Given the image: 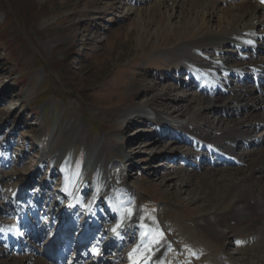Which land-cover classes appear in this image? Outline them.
Listing matches in <instances>:
<instances>
[{
	"label": "rangeland",
	"instance_id": "1",
	"mask_svg": "<svg viewBox=\"0 0 264 264\" xmlns=\"http://www.w3.org/2000/svg\"><path fill=\"white\" fill-rule=\"evenodd\" d=\"M159 1L163 0H0V227L10 221L16 225L18 217L43 216V219L33 223L40 233L31 242L24 236L21 242L1 243L0 231V248L4 255L14 257L11 264H19L20 261L31 264L34 257L46 256L44 250H49L54 235L60 233L62 217L57 219L55 214L46 216L43 201L37 202L34 193L45 186L48 192H56L54 199L59 205L62 194L55 187L63 182L66 174L52 160L53 149L64 146L66 159L62 162L68 160L71 169L74 165L73 180L76 182L80 174L83 175L78 187L84 186L79 196V209L84 216L78 214L79 209L71 213L75 226L79 217L85 218L91 210L95 202L93 199H100L106 205V193L111 190L108 188L104 192L108 187L107 181L116 171L122 173L126 169V184L133 188L140 200L134 207L137 216L142 223L147 219L153 222L160 232L159 240L161 238L165 242L160 224L192 234L185 236L182 243L172 241L167 244V250L162 251V259L168 258L172 264L250 263L244 251L247 242H253L248 234L252 232L248 225L230 222L232 233H238V236L231 237V233L225 238L208 241L204 236L205 230L197 223L198 214L202 212L201 206L197 205L204 204V201L193 204L185 191L187 188L198 191V178L214 180L219 172L220 156H226V153L216 154L218 150L212 152V147L209 152L215 153L216 157L199 154L206 143L198 137H188L183 131L174 134L172 127L156 120L152 123L144 116L136 118L132 115L134 118L131 116L127 123L113 116V110L117 108H129L136 102L151 100L149 111L152 112V108L161 114L176 113L179 118H185L193 109L200 107V102L192 101L188 94L208 98L217 95L222 97L217 102L221 105L222 99L229 94L224 88L237 84L249 88L264 86V77L258 81L235 78L221 86V80L217 78L229 70L228 67L217 71L204 83H191L199 74L189 72L198 68H193V63L188 60H181L180 55H175L168 48L170 45L163 49L157 47L161 41L162 18H168L171 13L169 21L176 24L179 16V9L174 6L173 0L167 2L168 7L174 6L173 10L161 7L157 14L155 9ZM228 4L233 5V2ZM218 16L221 19L222 13L218 12ZM256 19L262 20L263 15L259 13ZM214 25L215 22H212ZM251 44L259 46L255 41ZM233 49H238V46ZM212 52L202 53L210 58ZM220 54L226 55L224 51ZM253 55L255 58L264 56L263 47L260 46L258 53L253 52ZM221 62L224 65L228 63L225 60ZM251 75L253 78L255 74ZM218 90L220 95L215 94ZM185 95L188 97L184 98ZM182 105L188 107L187 111H179ZM174 106L179 109H174ZM234 109L231 107L223 112L217 107L210 108L204 112L203 119L217 121L220 115L226 119V115L233 114ZM262 111L264 114V109ZM239 113L238 118H242L244 113L241 110ZM262 125L264 129V123ZM69 137H72L70 142L67 140ZM145 139L150 142V147L143 143ZM248 139L255 140L252 148L264 147V141L257 143L258 137H255L253 129ZM97 142L96 151H101L102 145L107 147L108 154L106 151L105 155L114 162L111 172L103 171L94 158L88 159ZM136 144L139 145L137 149L133 148ZM177 145L182 146L181 149L176 148ZM122 151H135L131 163L122 158L119 161L114 159ZM190 151L193 152L188 156ZM168 158H173L170 166L159 164V161L167 162ZM202 161L206 164L200 167ZM239 165L233 166L243 167L242 163ZM174 171L191 177L187 186L179 176L171 183L168 181ZM17 172L23 173L20 180H15ZM206 173H214V177ZM24 183L29 184V193L17 202V209L21 210L17 214L12 192ZM69 184L71 188L72 182ZM86 187L92 188L88 190ZM74 190L70 200L77 193ZM4 195L5 200L1 198ZM43 199L48 197L43 196ZM86 202H89L88 208L83 209L82 205ZM28 203L33 207L27 206ZM66 204L70 203L64 201L61 208ZM107 208L110 209L106 214L109 220H104V227L114 217L111 205ZM103 209H99L101 213ZM95 216L92 214L93 218ZM44 217L48 223L44 224ZM133 230L134 233L128 229L124 231V236L132 237L131 241L116 243L113 249L123 247L124 256L112 264H128L138 253L127 255L138 241V228ZM76 236H71L67 242L71 243L70 240ZM96 242L100 243V240L92 241ZM75 252L69 251L67 257L61 259L66 264H89L90 259H82ZM225 252L232 255V259L225 256ZM29 255L33 258H27ZM97 255L101 256V253ZM47 259L49 264H62L54 256Z\"/></svg>",
	"mask_w": 264,
	"mask_h": 264
},
{
	"label": "bare ground",
	"instance_id": "2",
	"mask_svg": "<svg viewBox=\"0 0 264 264\" xmlns=\"http://www.w3.org/2000/svg\"><path fill=\"white\" fill-rule=\"evenodd\" d=\"M168 1L170 0H163L156 3L157 7L155 10L157 14L160 12L159 9L161 7H168ZM230 1L233 2V5L228 4ZM172 2L174 6L179 9L178 22L173 24L169 21L171 13H169L168 18H162L163 28H161L160 31L161 41L157 46L159 49L166 48L167 45H170L168 48L171 49L175 55H180L179 57L181 60H188V62L193 63L191 66H193V68H198L194 72L199 74L200 82L201 79L212 78L216 75L217 71H224L226 67H228L229 70L219 76L221 79L219 84L221 86H225L227 82L233 81L235 78L238 79L239 77L242 78L243 81L248 79L254 80V78H252L253 75H251L252 73L255 74L257 81L264 77V56L259 55L258 58H255L252 51L254 49V51L256 50L258 53V48L260 46L263 47L264 50V0H173ZM174 6L172 5L168 8L173 10ZM218 12L222 13L221 19L218 16ZM259 13L263 15L262 20L256 19ZM212 22H215L214 27L212 26ZM253 41L258 43L259 46L249 47ZM219 46L222 48L219 49ZM235 46L239 48L233 49ZM211 50H213L211 53L212 58H206L207 55L203 56L202 52ZM222 51H224L227 56L224 54H220L219 56V52ZM223 60L228 63L224 65V63L221 62ZM241 60H243V62H241ZM218 79L219 78H217V80ZM217 80H215V82H217ZM224 89H228L229 94L222 99L223 104L221 105L217 104V102H219L222 97H218L217 95L208 98L204 96H193L187 93L188 96L190 95L192 101L200 102V107L193 109L185 118H179L176 116V113L173 115L161 114L152 108V112L149 111L150 109L148 108L151 107V100L144 103L136 102L129 108H117L113 110V116L118 117L121 122L126 123L131 119L132 115H135L136 118L138 116H144L147 119L155 118L156 121L172 127L174 132L179 129L180 132H186L188 137H198V140L203 141L206 145L210 144L218 148V153L216 154L221 152L226 153V155L228 154V158L223 156V161H219L220 166L219 169H217L219 172L214 180L204 177L198 178L199 180L196 181V183L198 184L199 190H195L194 192L187 188L185 191H187L188 199L191 200L193 204H198V202L202 203V200L204 201V204L197 205L202 208H200L202 212L198 214L199 218H197V223L205 230L204 236L208 241L219 240L231 234L232 226H230V222L235 221L236 223H244L251 229L252 232L248 234L251 235L254 242H247L244 247V251L246 250V254L250 258L249 264H264V147L260 146L261 148L258 149L252 148L254 147L252 142H255V140L251 141L248 139L253 129L255 131V137H258L256 140L257 143L264 141V129L262 125L264 123V114L262 111V109H264V86H252L249 88L248 86L237 84ZM215 94L220 95L221 91L218 90ZM188 96L185 95L184 98ZM216 107L218 111L223 112L226 109H231V107L233 109L235 107V109L233 114L229 116L226 115V119H223V115H220L217 116V121H205L203 119L204 112L210 108ZM173 108L176 109L177 106ZM187 108V106L182 105L181 109H177H179V111H187ZM240 110L244 113L242 118H238ZM132 118L134 117L132 116ZM71 139L72 137L67 138L68 142H70ZM143 143H145L146 147H150L149 145H151L147 139L143 140ZM232 144L234 145L230 146ZM97 146L98 142L88 155V159L94 158L99 166L102 167L103 171L107 170L111 172L114 167V162L107 157L108 151L106 145L100 147L101 151H96ZM138 147L139 145L136 144L133 148L137 149ZM175 147L181 149L180 147L182 146L177 145ZM65 148L66 146L53 149L54 159L52 162L58 167H62L64 174H66L65 179L59 185L65 187L68 195L71 189L69 184L71 164L68 160L62 162L63 159H66ZM133 148L131 150H133ZM106 151L107 154L105 155ZM192 152L193 151H190L188 156H190ZM200 153L209 157H216L215 153L209 152V149H201L199 151V154ZM135 154V151H122V153L117 154L114 159L119 161L120 158H122L131 163ZM175 159L176 158H174V160ZM177 159L179 160V158ZM172 160L173 158H168L167 162L159 161V164L162 163V166L168 167L170 163L173 162ZM217 160L218 158L216 161ZM241 163L243 167H234L235 165L240 166L239 164ZM199 164L201 167L206 163L202 161ZM226 166L230 168H226ZM126 171V169H124L122 173L119 172V170L116 171L111 179L107 181L108 187L104 192H107L108 188H111V190H109L108 194L106 193V205L102 206L104 208L103 213H101V210L96 212L97 215L95 220H109V217L106 218V214L110 212L107 205H111V210H113L114 213L113 221L111 220L106 228L103 229L101 228V223L97 225L98 223L94 220L92 227H96L97 229L90 236H95V238L99 240L101 237L107 236L111 231H114L113 238H118L120 242L126 244V242L131 241L132 237L124 236V231L128 229L132 230L134 233L133 229L138 228V241L133 245V248L127 255H133L136 251H138V253L128 264H150L151 262L154 264H172L168 261V258H161L162 251L167 250L165 246L172 241L182 243L185 236L190 237L192 234L180 231L183 229L176 231L175 228L170 226L163 227L162 224H160L163 228V234H165V242L163 241L164 239L162 240L160 238L159 240L160 232L156 230L157 228L153 222L147 219L142 223L137 216L134 207L140 203V200L133 188H129L126 184ZM151 171L154 173L156 172L154 169ZM172 174L174 175L169 177L168 180L170 183L176 176H179L182 179V183L187 186L191 178L187 176L186 173L177 174L174 171ZM22 175V172H17L15 180L17 178L20 180ZM206 175L212 177L214 173H206ZM205 186L206 188H204ZM203 188L208 190L204 191ZM86 189H89V187H86ZM28 190L29 184L24 183L16 187V190L12 193L16 196L17 201H19L23 197L22 194L26 195ZM82 190L83 187L80 185L77 189V196L72 198L70 204L63 210L62 216L66 217L67 212L80 208L79 195H81L80 193H82ZM0 196L2 195L0 194ZM43 196L48 197L49 200L53 199L51 202L49 201L50 211L48 214L55 213V208L58 206V201H54L55 195L52 192L48 194L47 188L43 186L37 194V199H43ZM1 198L4 200L6 199L5 195ZM62 199L68 198L64 195L61 197V200ZM93 200L100 208L101 200L97 198ZM80 210L81 209H79V211ZM7 211L9 214L11 213L10 210ZM57 213L59 216L60 212ZM17 220H19L18 225L10 221L4 223V226L0 228L2 229L1 243L8 244L11 240L20 238L24 235H30L29 238L31 240L39 233L37 228H32L33 226L29 219L24 220V218H19ZM64 222V227L71 229L75 221L66 218ZM104 222L105 221L102 223ZM24 228L26 230H24ZM81 228L82 226L79 230ZM165 231L167 233L169 232L168 235ZM235 236H238V233L231 234V237ZM85 239L90 240V237L88 236ZM58 240H60V237H58ZM105 242L104 240V243ZM113 242L114 241H112L110 245L101 247L96 243L92 249L86 248V244L79 247V254L82 258L90 259L89 264H112L114 261L117 262V260H121L124 256L123 247L114 250L113 248H115V245ZM256 242H258L257 245L255 244ZM56 244H59V242L57 241ZM100 244L102 245V243ZM140 247L141 249L139 250ZM252 248H254V250ZM222 251L224 252L223 248ZM98 252L101 253L100 257L97 256ZM30 256L32 255H29L27 258H31ZM225 256L232 259V255L228 252ZM27 258L26 261L28 260ZM47 258L48 256L42 255L34 257L33 263L31 264H49ZM13 259L14 257L4 255L3 250L0 248V264H11V260ZM19 264L25 263L20 261Z\"/></svg>",
	"mask_w": 264,
	"mask_h": 264
}]
</instances>
